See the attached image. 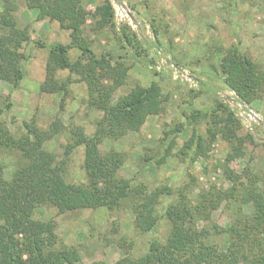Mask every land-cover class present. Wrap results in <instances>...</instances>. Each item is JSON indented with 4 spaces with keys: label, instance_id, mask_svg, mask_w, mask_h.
I'll list each match as a JSON object with an SVG mask.
<instances>
[{
    "label": "rangeland",
    "instance_id": "obj_1",
    "mask_svg": "<svg viewBox=\"0 0 264 264\" xmlns=\"http://www.w3.org/2000/svg\"><path fill=\"white\" fill-rule=\"evenodd\" d=\"M77 1L87 12L82 35L92 53L84 54L74 45L71 30L49 15L42 16L39 5L0 0V17L9 6L16 25L27 36L21 39L0 27V124L18 138L35 130L43 150L58 157L74 141L76 131L95 134L104 118V111L91 101L97 95L91 97L81 72L59 69L50 61L51 45H70L72 62L87 64L94 54L112 68L120 64L126 69L99 74L105 86H112L116 78L122 80L109 103L118 102L137 85L147 87L152 82L165 97L162 109L149 114L138 129L117 138L104 133L101 151L122 156L118 176L143 183L148 191L171 187L173 195L160 199L159 213L169 203L176 204L180 192L192 200L211 191L236 189V197L222 199L209 219L198 222L200 229H226L242 214L254 216V204L246 202L245 193L255 180L264 188V93L246 102L226 85L220 62L226 48L237 44L264 71V0ZM104 2L113 9L110 24H101L95 16ZM173 64L186 70L192 81L177 77ZM18 70L23 75L16 85ZM231 97L260 114L262 120L253 124L252 131ZM229 111L234 118L226 125ZM226 126L233 131V139ZM172 141L169 155L158 163ZM84 154L85 146L79 145L69 155L67 178L77 186L86 181ZM22 155L20 150L0 151L6 179ZM149 210L142 201L131 200L111 210L102 206L64 213L42 204L34 207V218L54 223L57 246L75 247L78 258L66 264H117L124 258L129 264L148 253L151 240L164 241L171 230L166 221L150 232L138 229L137 219L149 216ZM215 239L225 251L228 234Z\"/></svg>",
    "mask_w": 264,
    "mask_h": 264
},
{
    "label": "trees",
    "instance_id": "obj_2",
    "mask_svg": "<svg viewBox=\"0 0 264 264\" xmlns=\"http://www.w3.org/2000/svg\"><path fill=\"white\" fill-rule=\"evenodd\" d=\"M28 1L30 5L41 7L42 16L49 15L59 20L63 27L70 29L73 44L80 47L84 54L92 53L82 35L87 12L77 0ZM95 16L101 24H110L113 17L111 4H101ZM0 27L16 33L21 39L27 37L26 30H21L16 25L9 6L0 17ZM70 47L63 43L51 45V64L59 69L70 68L81 72L91 97L93 94L97 95L91 101L104 111V118L98 122V130L94 135L87 136L81 130L76 131L74 141L65 146L61 157L43 150L35 130L32 132L34 135L29 132L27 136L18 138L7 126L0 124V151H23L9 180L4 175V166L0 165V264H66L72 263L77 257L75 247L57 246L59 236L52 221H38L34 218L36 205H54L60 213H64L78 208L102 206L110 210L116 209L124 200H131L136 204L142 201L150 209L149 216L136 221V227L142 232H150L162 221L171 225L164 241L155 237L151 240L148 253L129 264H264V188L259 186V181L255 180L245 193L246 202L254 204L255 215L242 214L241 218L226 229L214 226L211 232L207 227L197 228V224L201 219H209L211 211L217 208L222 199L236 197V189L211 191L192 200L180 192L176 197L178 202L169 203L159 213L160 199L172 196L173 189L160 186L148 191L145 184L118 176L122 156L118 152H102L99 146L104 133L117 138L128 130L141 127L149 114L159 112L165 102L160 86L156 82L147 87L137 85L118 102L109 103L115 87L122 80L116 78L112 86H105L101 84L99 74L125 72L126 69L120 64L112 68L110 63H105V58H98L94 54L89 55L87 64H82L81 60L72 62L69 58ZM97 68H100L99 72H96ZM220 70L226 75V85L246 102L251 103L253 99L263 95L264 71L237 44L226 48ZM22 75V71L18 70L16 85ZM233 118L234 113L229 111V118L225 119L226 125ZM226 128L233 139V131L228 126ZM30 137H34V140H30ZM173 144L174 141L166 148L158 163L166 159ZM79 145L85 146L83 167L86 181L77 186L68 180L67 167L72 148ZM229 176L233 177L231 173ZM222 233L229 236L225 251L220 250L215 239ZM24 255L27 257L24 258ZM127 259L124 258L117 264H124Z\"/></svg>",
    "mask_w": 264,
    "mask_h": 264
},
{
    "label": "built area",
    "instance_id": "obj_3",
    "mask_svg": "<svg viewBox=\"0 0 264 264\" xmlns=\"http://www.w3.org/2000/svg\"><path fill=\"white\" fill-rule=\"evenodd\" d=\"M175 65V64H173ZM176 67H174L175 71H176V75L178 76H184L188 81H192L191 80V76L190 74H188V72L186 70H184L183 68H181L180 66L175 65ZM230 101L232 103V105L236 106L237 108H239L240 110H242V117L245 118V125L247 126V128L249 130H253V124L257 123L258 121L262 120V118L260 117V114L258 112H256L254 109H252L247 103L241 102L239 100H237L234 97L230 98Z\"/></svg>",
    "mask_w": 264,
    "mask_h": 264
}]
</instances>
